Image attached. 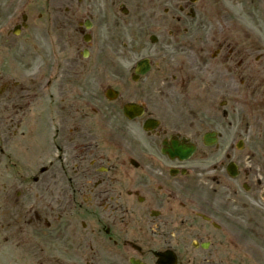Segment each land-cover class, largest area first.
I'll return each instance as SVG.
<instances>
[{"label": "flooded vegetation", "instance_id": "obj_1", "mask_svg": "<svg viewBox=\"0 0 264 264\" xmlns=\"http://www.w3.org/2000/svg\"><path fill=\"white\" fill-rule=\"evenodd\" d=\"M42 8L15 26L42 19L35 58L62 53L74 75L67 91L30 78L8 95L17 179L35 185L12 215L41 233L15 236L27 264H264V0ZM101 69L109 99L92 91ZM33 109L41 122L24 123Z\"/></svg>", "mask_w": 264, "mask_h": 264}, {"label": "rangeland", "instance_id": "obj_2", "mask_svg": "<svg viewBox=\"0 0 264 264\" xmlns=\"http://www.w3.org/2000/svg\"><path fill=\"white\" fill-rule=\"evenodd\" d=\"M2 3H4V5H0V26L5 27L10 18L8 17V15L10 13H14V12H24L27 9V14L28 17H35L37 14V12L40 11L39 9V4H40V0H28L27 4H24L25 0H20V2L15 1L14 3L7 0L6 2H9L12 4L11 7L7 8V6L5 5V0H1ZM30 1V2H29ZM5 6V7H4ZM23 6H26L25 8ZM28 7V8H27ZM33 12V14H31ZM26 13V12H25ZM33 26H30V31L31 28ZM35 29L32 30V34L31 37L28 41H20V42H16V40H14L12 37L9 38L10 41H7V44L9 46L8 48V52H9V56L11 54L12 57H15L16 55L20 54L23 57L29 56L28 60L29 62V67L30 69H28L29 71H33L34 69L32 68L36 63H38V59L35 58L34 54H33V49H35V47L40 45V41H41V34L40 33H33ZM29 31V32H30ZM27 31H23V35L27 34ZM22 35V36H23ZM38 49V48H37ZM62 58V53L59 54ZM3 56V50L2 48H0V58ZM10 56V57H11ZM27 58V57H26ZM50 62V58L47 59V63ZM2 63V62H1ZM0 63V197L3 198V192L7 191L9 193H12L13 190H16V188H18L19 190H26L27 187H29L30 185L33 186V184L31 183V181H28L27 185L24 184L22 186H20L19 184H17L14 181H8L9 178L6 177L7 172H9V168H8V161L10 160L8 158L9 156V152L11 151V142H10V137L8 135V132H6V129L4 128L3 123H5L4 119H3V114L6 111L7 108V95L6 92L9 90V86L10 84L8 83V70L6 65H1ZM71 64V63H70ZM70 64L69 66H66L65 70L70 69ZM32 68V69H31ZM68 78V74L67 72H64V75L62 77V80L56 85L55 90L58 88H62L64 83V80ZM14 87H11L10 91H13ZM67 111V110H65ZM7 162V163H6ZM1 220V219H0ZM6 260L5 255H3L2 253H0V262H4Z\"/></svg>", "mask_w": 264, "mask_h": 264}]
</instances>
